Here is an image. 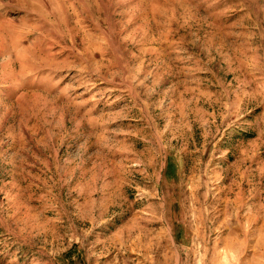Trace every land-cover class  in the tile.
<instances>
[{
    "label": "rangeland",
    "instance_id": "rangeland-1",
    "mask_svg": "<svg viewBox=\"0 0 264 264\" xmlns=\"http://www.w3.org/2000/svg\"><path fill=\"white\" fill-rule=\"evenodd\" d=\"M0 264H264V0H0Z\"/></svg>",
    "mask_w": 264,
    "mask_h": 264
}]
</instances>
